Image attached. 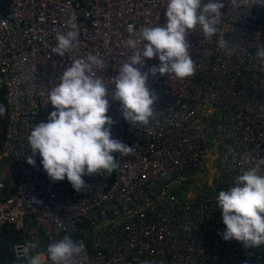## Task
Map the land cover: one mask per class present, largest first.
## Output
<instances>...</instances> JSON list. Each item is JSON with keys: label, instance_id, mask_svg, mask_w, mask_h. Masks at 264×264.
I'll return each mask as SVG.
<instances>
[{"label": "built area", "instance_id": "1", "mask_svg": "<svg viewBox=\"0 0 264 264\" xmlns=\"http://www.w3.org/2000/svg\"><path fill=\"white\" fill-rule=\"evenodd\" d=\"M166 2L0 0L3 155L17 175L15 190L0 197V245L14 261L0 258V264H26L22 248L32 238L27 217L47 245L66 233L83 240L88 254L75 264H264V246L223 239L226 226L216 208L219 191L264 161V65L255 55L264 47V3L257 0H221L217 36L203 40L199 27L188 35L192 76L149 74L157 99L148 125L133 126L119 102L107 97L112 138L132 148L116 155L111 176L86 175V187L77 192L67 179L52 181L38 154L35 165L27 163V137L47 122L53 110L48 94L60 74L75 60L97 55L103 66L92 75L114 90L118 68L133 54L127 40L163 24ZM72 16L79 26L77 46L64 56L53 54L56 36L69 30ZM219 38L228 41L226 49L218 47ZM158 64V57L147 59L141 71ZM45 263L52 264L48 258Z\"/></svg>", "mask_w": 264, "mask_h": 264}, {"label": "clouds", "instance_id": "2", "mask_svg": "<svg viewBox=\"0 0 264 264\" xmlns=\"http://www.w3.org/2000/svg\"><path fill=\"white\" fill-rule=\"evenodd\" d=\"M257 4L264 0H257ZM225 5L221 0H167L165 22L145 27L137 39H128L127 45L133 54L118 68L114 90H109L102 79L94 77V67L103 66V61L93 54L83 60H75L59 76L47 101L53 110L47 122L37 124L27 140L32 156L27 163L35 165L33 156L39 155L43 169L52 181L67 179L77 192L86 187L84 176L110 174L118 168L116 155L129 154L131 146L112 138L111 128L115 123L106 113L110 104L107 97L118 101L122 115L133 126L148 125L154 115V90L148 86L149 74L167 75L177 79L190 77L195 72V61L190 55L191 45L187 37L199 27L203 40L211 41L219 33V22ZM69 30L58 33L53 54L64 56L77 46L79 26L76 17L68 21ZM133 29L129 28V32ZM228 41L218 39V47L226 49ZM264 65V47L255 53ZM158 57L159 64L146 72L141 69L146 60ZM6 109L0 105V116ZM248 163V157H245ZM264 161L252 163L234 178V186L219 191L216 208L226 226L222 237L235 239L245 248L264 246ZM3 187V185H0ZM39 241L25 242L22 257L26 264H42L39 254H33ZM47 258L52 264H75L78 258H86L88 250L83 240L66 233L59 240L47 245Z\"/></svg>", "mask_w": 264, "mask_h": 264}, {"label": "rangeland", "instance_id": "3", "mask_svg": "<svg viewBox=\"0 0 264 264\" xmlns=\"http://www.w3.org/2000/svg\"><path fill=\"white\" fill-rule=\"evenodd\" d=\"M7 93H6V87L3 81L2 76L0 75V105H3L6 109L5 113L0 116V185H3V187H0V197L3 195L10 194L13 192L17 186V175H16V169L15 165L12 160L5 157L3 155V146L5 141V134H6V117H7ZM214 162H210V168H212ZM194 190H196V187H193ZM187 190V188H185ZM28 219V220H27ZM30 220V221H29ZM26 222L28 223V233L32 238L31 241H39V246L35 250L33 254H39V257L41 259L42 264H44V260L46 257L42 255V253L47 252V243L45 236L43 234V231L36 225V224H30L31 218H26ZM30 229V230H29ZM19 234L14 235V239H19ZM8 252H11V250L7 247L4 248ZM19 264V263H18ZM46 264V263H45Z\"/></svg>", "mask_w": 264, "mask_h": 264}, {"label": "crops", "instance_id": "4", "mask_svg": "<svg viewBox=\"0 0 264 264\" xmlns=\"http://www.w3.org/2000/svg\"><path fill=\"white\" fill-rule=\"evenodd\" d=\"M46 243H47V241H46ZM2 248H4V247L2 245H0V258H3ZM8 254H10L11 257H12V258H10V260L12 259V261H14L12 252L11 253H8ZM42 255H44L47 258V252L42 253ZM44 262H45V260H44Z\"/></svg>", "mask_w": 264, "mask_h": 264}, {"label": "trees", "instance_id": "5", "mask_svg": "<svg viewBox=\"0 0 264 264\" xmlns=\"http://www.w3.org/2000/svg\"><path fill=\"white\" fill-rule=\"evenodd\" d=\"M2 253H3V259H10L12 258L10 254H7V250L2 248ZM12 260V259H11ZM16 264H17V261L15 260ZM14 264V263H13Z\"/></svg>", "mask_w": 264, "mask_h": 264}, {"label": "bare ground", "instance_id": "6", "mask_svg": "<svg viewBox=\"0 0 264 264\" xmlns=\"http://www.w3.org/2000/svg\"><path fill=\"white\" fill-rule=\"evenodd\" d=\"M29 218V217H28ZM28 220V219H27ZM30 221V220H29ZM28 224V223H27ZM30 230V229H29ZM16 240V239H15Z\"/></svg>", "mask_w": 264, "mask_h": 264}]
</instances>
